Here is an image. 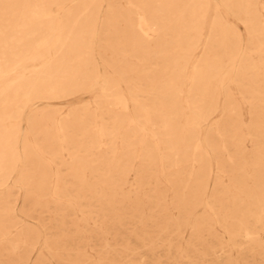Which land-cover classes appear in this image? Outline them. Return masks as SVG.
<instances>
[{"label":"bare ground","instance_id":"6f19581e","mask_svg":"<svg viewBox=\"0 0 264 264\" xmlns=\"http://www.w3.org/2000/svg\"><path fill=\"white\" fill-rule=\"evenodd\" d=\"M220 1L0 0V264L145 263L130 239L178 257L264 258V112L248 124L233 93L235 82L252 108L264 102V0ZM86 88L94 106L59 107ZM221 171L236 193L221 190ZM149 172L164 175L171 199L160 182L143 194ZM13 184L30 206H19ZM87 194L91 209L81 204ZM147 204L160 213L155 231ZM89 225L98 243L84 240Z\"/></svg>","mask_w":264,"mask_h":264},{"label":"rangeland","instance_id":"374dc122","mask_svg":"<svg viewBox=\"0 0 264 264\" xmlns=\"http://www.w3.org/2000/svg\"><path fill=\"white\" fill-rule=\"evenodd\" d=\"M212 1L214 4H221L220 0H212ZM220 7H221V13H222L224 19L227 20L232 27H234L236 30L241 32V36L243 37L244 41H246L247 40V33H246L244 25L239 20H237L233 16L232 13H228L227 11H225L222 8V5H220ZM252 62H253V64H255L257 66V67H255V71H257V69L259 67L258 65H260V61L258 58V54L256 52H253V61ZM258 71H259V75L257 76V79L254 82V85H256V86L261 84L263 81V68H259ZM233 84H234L233 85L234 86L233 93L235 94V103L237 104L238 109L241 111V113L245 117L247 123L248 124L251 123L255 127V123H256L255 120L258 119L259 113L262 111L264 112V102H260L258 104V107L252 108L250 102L253 99L250 98L249 94L246 91H242L241 89H238L235 82H233ZM90 93H91V90L86 88V89H81V90L76 91V92L71 93V94H67L66 96H64L62 98L63 102H62V105L59 107H61L62 110H68L69 108H72V109H75L79 113H84L86 108H87V106L84 105V103L88 99L91 100V102H90L91 106L95 105V99L90 97ZM219 96H220L219 97L220 99H222V100L224 99L223 94H220ZM255 98H257L256 94L254 96V99ZM72 99H75V100L71 101ZM256 100H254V101H256ZM85 106H86V108H85ZM185 110L188 111V108H186ZM99 113L100 112H98V115H100ZM106 118H107V114L104 113L103 119L97 118L98 123H100L102 120L105 121ZM260 119L263 120V118H260ZM148 131H149V129L147 130V132ZM245 132H247L246 127H245ZM79 138L82 141L88 142V140H89L88 136H85L82 134L79 135ZM231 139L232 138H228V140L226 141L227 151L223 150V152H225L226 154L224 155V153H221V154H223L221 159H224V161H226L228 158L227 157L228 152H230L231 154L235 153V145L231 142ZM222 142L223 141H222L221 137H219L218 135H216L215 132H213L212 136H211V143L216 144V145H218V144L220 145ZM246 142L249 146V150H252L255 145L253 143V137L251 136L250 133L246 134ZM151 144H154V141L152 139H151ZM104 148H105V145L103 144L102 148L95 149V151H94L95 155H93V156H103L101 152ZM138 150L141 151L142 147L139 146ZM208 150L210 151L211 158L213 160L212 161L213 167H214V169H216V165H217V162L219 159L217 156V153H215L211 147H208ZM65 153H66V157L69 158L68 151H65ZM253 159L254 158L251 157V154H249L247 156V158L244 160L246 163V169L248 172H252ZM135 162L138 163V160L135 159ZM225 163H226V167H227L226 169H229L228 162L226 161ZM69 170L70 169H68V166L63 167V172L68 173ZM152 172H154V171H152ZM88 175H89V177H91L90 173H88ZM156 175H158V172H157V174H154V175H153V173L150 174V172L145 175V179L147 182H146L145 187L143 189V194L145 196H153L154 195L153 189L155 188L156 184H158L160 182L158 186L160 188L166 190V193L168 194L167 199L168 200L171 199L173 194H172L171 190H168V188H167V182H166L164 175L162 173H160L158 178ZM220 179L223 181V186H222L221 190H228L230 194H234L237 192L235 185L232 183V181L229 178V172L221 171ZM89 180L93 181V178H90ZM17 187H18V185L15 186L14 184L12 186V188L15 189V190H13L14 191L13 198L15 200L17 199V202L19 203L20 207L23 204H25L26 207L30 206L32 204V202H30V201L23 203V200H24L23 194L20 192H17V190H18ZM0 197H1V195H0ZM90 198H91V196L89 194H87V196L85 198L82 197L80 199L82 207H85L86 209H91L93 207V205L90 203ZM149 205H151V204H147V207L145 209V213L148 216L151 215L152 221L150 222L149 229L151 231L152 230L155 231L157 228L156 221L159 219L160 213L157 212L155 208L150 209ZM153 205L154 204H152V206ZM216 208H219V206L216 205ZM203 210H204V208L202 206L201 210L199 211V215H201L203 213ZM43 215L46 216V213H44ZM207 216L210 219L214 220L215 227H217V229L219 230V232L221 233V236H222L223 231L220 229L221 226H220L219 220L217 218V215L211 211L210 213L207 214ZM54 230H56V229H53V231ZM81 231L85 235V238H86V239H84L85 241L97 242L95 240V238L91 236L92 234H94V230H93L91 225L82 226ZM260 232H261V237H262L260 243L262 246H264V229H260ZM124 236L127 237V235H125V234H124ZM186 237L187 238L189 237L188 232H187ZM130 240L132 242V245L138 251H140L143 254L142 260L145 261V263H142V262H140V259H138V260H136V262L134 264H228L226 260H217L216 257H214L213 255L207 256V259H205V260H203L202 258H199L197 256H194V255H191L190 257H178L176 255H169L168 249L166 247L158 246V247H155L154 249L150 250V249H148V247L144 246L141 241H137L135 239H130ZM122 242L123 241L121 240L120 243H122ZM146 242L149 243V240H147ZM212 244L216 247L220 246V244H218L216 242L212 243ZM224 244H225V242H224ZM97 246H99V245H97ZM197 246L199 248L203 247L200 244H197ZM239 246L245 247V246H247V242L240 240ZM86 248L89 249L90 246L83 247V249H86ZM259 250L260 249H255V251H259ZM235 259L237 260L238 257H235ZM47 261L49 262V263L47 262V264H50V261H52V259H48ZM238 262H239V264H264V258H261V256H258L256 254V252L253 254L251 251H248V252L244 253V257L238 259ZM54 264H57V263L55 262Z\"/></svg>","mask_w":264,"mask_h":264}]
</instances>
